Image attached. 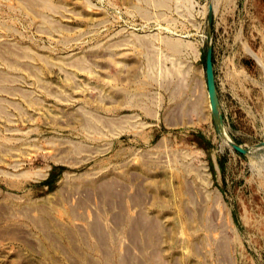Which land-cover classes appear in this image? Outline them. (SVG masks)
<instances>
[{
	"label": "rangeland",
	"instance_id": "obj_1",
	"mask_svg": "<svg viewBox=\"0 0 264 264\" xmlns=\"http://www.w3.org/2000/svg\"><path fill=\"white\" fill-rule=\"evenodd\" d=\"M263 143L264 0H0V264H264Z\"/></svg>",
	"mask_w": 264,
	"mask_h": 264
},
{
	"label": "water",
	"instance_id": "obj_2",
	"mask_svg": "<svg viewBox=\"0 0 264 264\" xmlns=\"http://www.w3.org/2000/svg\"><path fill=\"white\" fill-rule=\"evenodd\" d=\"M212 37V10L209 8L207 13V29H206V38H207V46H206V55H205V80H206V90L208 101L211 106V111L215 117H217L216 104H215V84L213 78V70H212V46L210 45ZM222 135L228 145L233 148L236 152L240 154H244V149L236 145L230 137L222 131ZM264 149V143L259 144L252 148V150H261Z\"/></svg>",
	"mask_w": 264,
	"mask_h": 264
},
{
	"label": "bare ground",
	"instance_id": "obj_3",
	"mask_svg": "<svg viewBox=\"0 0 264 264\" xmlns=\"http://www.w3.org/2000/svg\"><path fill=\"white\" fill-rule=\"evenodd\" d=\"M85 113H86V112H85ZM91 114H92V113H91ZM88 115H89V114H88ZM84 117H85V116H84ZM88 118H89V117H88ZM90 118H92L91 115H90ZM90 118H89V119H90ZM95 118H96V116L94 117V119H93V118H92V119L95 121ZM97 118H98V117H97ZM97 118H96V119H97ZM97 120H98V119H97ZM94 121H93V122H94ZM101 121H102V120H101ZM95 122H96V121H95ZM98 122H100V121H98ZM84 124H85V123H84ZM89 124H90V122H89ZM97 124H98V123H97ZM93 125H94V124H93ZM87 126H88V125H87ZM90 126H91V124H90ZM94 127H95V125H94ZM89 130H90V129H89ZM96 130H97V129H96ZM85 131H86V130H85Z\"/></svg>",
	"mask_w": 264,
	"mask_h": 264
}]
</instances>
